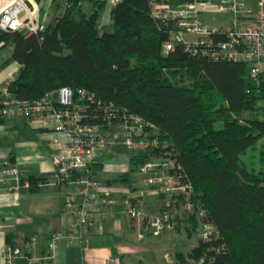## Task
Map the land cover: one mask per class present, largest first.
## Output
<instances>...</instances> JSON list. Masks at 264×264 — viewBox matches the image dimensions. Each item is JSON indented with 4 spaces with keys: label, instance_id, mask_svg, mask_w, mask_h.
<instances>
[{
    "label": "trees",
    "instance_id": "trees-1",
    "mask_svg": "<svg viewBox=\"0 0 264 264\" xmlns=\"http://www.w3.org/2000/svg\"><path fill=\"white\" fill-rule=\"evenodd\" d=\"M92 3L87 13L73 0L43 41L0 29V49L13 47L11 59L22 67L10 93L35 101L63 87L84 89L102 104L91 106L89 122L108 126L106 106L114 104L155 125L221 233L199 240L178 264L205 255L211 264H264V72L255 81L249 64L197 59L181 46L165 54L169 33L149 0L116 6L113 32L101 27L107 4ZM259 144L257 170L241 159ZM145 163L133 158L119 180L130 183ZM185 227L199 234L194 224Z\"/></svg>",
    "mask_w": 264,
    "mask_h": 264
},
{
    "label": "built area",
    "instance_id": "built-area-1",
    "mask_svg": "<svg viewBox=\"0 0 264 264\" xmlns=\"http://www.w3.org/2000/svg\"><path fill=\"white\" fill-rule=\"evenodd\" d=\"M104 2L112 9L124 0H91ZM153 16L169 33L164 53L175 52L181 46L191 56L214 62H241L250 65L251 77L258 81L264 72V0L257 6L247 0H227L217 5L218 11L230 16L227 26L210 27L203 18L208 0H149ZM73 0H64L70 9ZM0 29L39 36L44 40L47 25L41 19L38 0H0ZM14 81V80H13ZM11 82L5 85L0 96V118L11 116L39 122L44 128L55 131L54 178L67 183L77 176L81 186L67 197L69 215L76 218L79 232L76 239L84 251L89 250L87 231L104 207L116 206L114 190L95 179L91 166L99 152H107L120 143L130 150H141L147 157L140 169L148 190L138 193V200L148 195L160 198L158 213L146 212L139 202L129 203L127 214L136 228L138 238H159L166 233H178L186 225L198 229L202 242L219 239L221 233L215 224L208 222L207 211L196 197L195 188L179 163L170 145L159 136L157 127L135 114L120 112L114 104L110 110L108 126L89 122L91 106L101 109L95 94L84 89L63 87L35 101L21 100L10 93ZM117 126L121 133L109 132ZM0 181L11 190H21L23 176L16 164L5 163ZM82 196V201H79ZM60 236L54 239V245ZM20 248L6 247L0 257L6 264H14L22 256ZM30 264L39 262L28 258ZM108 264H122L119 258ZM184 264H211L205 255L189 258Z\"/></svg>",
    "mask_w": 264,
    "mask_h": 264
},
{
    "label": "crops",
    "instance_id": "crops-1",
    "mask_svg": "<svg viewBox=\"0 0 264 264\" xmlns=\"http://www.w3.org/2000/svg\"><path fill=\"white\" fill-rule=\"evenodd\" d=\"M212 4L203 8V18L210 27L227 26L230 16L218 11L217 5L227 0H208ZM257 6L260 0H247ZM41 7V19L49 25L60 19L66 9L64 0H38ZM84 10L91 13V0H81ZM112 12L106 6L101 27L112 26ZM13 47L0 49V96L8 82L15 80L22 67L12 61ZM109 132L121 133L117 126L108 128ZM55 131L44 128L39 122L27 121L11 116L0 123V172L5 163L16 164L23 176L21 190H11L0 181V252L3 248H20L23 255L14 264H30L28 258H37L36 264H108L116 257L122 264H140L145 249L139 246L140 240L135 226L127 214L129 203H136L151 214L161 209L160 198L148 195L140 202L138 193L148 188L145 178L140 173L133 175L130 183L119 178L130 170L133 158H145L141 150H130L123 144L107 152H99L91 166L92 173L103 185L114 190L116 206L104 207L86 233L89 250L84 251L76 236L79 224L69 215L67 197L81 187L77 176L67 183H60L54 178L55 164L53 139ZM142 177H140V176ZM138 176V177H135ZM32 180H35L32 183ZM82 201V196H79ZM186 233L187 242L176 253L177 263L183 256L198 245L190 246L193 236L199 234L185 227L179 233ZM195 233V234H194ZM59 237L54 245L55 237ZM150 237V236H149ZM186 251H185V250ZM187 253V254H186ZM173 263V262H172ZM0 264L6 262L0 257Z\"/></svg>",
    "mask_w": 264,
    "mask_h": 264
},
{
    "label": "rangeland",
    "instance_id": "rangeland-1",
    "mask_svg": "<svg viewBox=\"0 0 264 264\" xmlns=\"http://www.w3.org/2000/svg\"><path fill=\"white\" fill-rule=\"evenodd\" d=\"M104 31L113 32L114 28L113 26H109L106 27ZM261 146L262 145L259 144L256 149L250 150L248 154L242 156V162L251 168L254 167L257 170H260L262 168L259 160ZM185 242H187L186 233H166L159 238L148 237L143 243L138 244L141 248L146 250L141 255L140 264H175L177 263L176 261H178L176 253L180 251ZM196 244H198L197 235H194L193 241H190V246L186 249L187 251L184 250L189 252L191 249L190 247Z\"/></svg>",
    "mask_w": 264,
    "mask_h": 264
}]
</instances>
